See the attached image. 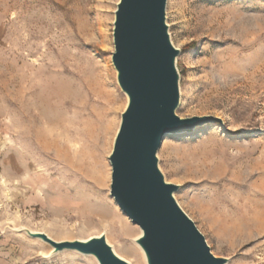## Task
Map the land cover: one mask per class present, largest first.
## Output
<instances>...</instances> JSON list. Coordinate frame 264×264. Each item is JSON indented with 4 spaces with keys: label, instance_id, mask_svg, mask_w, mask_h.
Here are the masks:
<instances>
[{
    "label": "rangeland",
    "instance_id": "1",
    "mask_svg": "<svg viewBox=\"0 0 264 264\" xmlns=\"http://www.w3.org/2000/svg\"><path fill=\"white\" fill-rule=\"evenodd\" d=\"M117 2L0 0V264H97L50 256L22 229L57 242L104 235L142 263L139 228L109 194L127 105L111 62ZM165 19L176 114L222 123L167 135L158 169L213 256L264 264V0H167Z\"/></svg>",
    "mask_w": 264,
    "mask_h": 264
},
{
    "label": "water",
    "instance_id": "2",
    "mask_svg": "<svg viewBox=\"0 0 264 264\" xmlns=\"http://www.w3.org/2000/svg\"><path fill=\"white\" fill-rule=\"evenodd\" d=\"M167 0H118L114 11L111 56L116 81L127 98L112 151L109 194L141 235L134 243L145 264H225L213 256L194 223L177 205L175 185L165 182L157 152L167 135L190 134L218 123L211 116L180 118L179 50L170 40L165 19ZM52 248L50 256L74 251L97 264H130L105 236L54 241L42 232L22 229Z\"/></svg>",
    "mask_w": 264,
    "mask_h": 264
},
{
    "label": "bare ground",
    "instance_id": "3",
    "mask_svg": "<svg viewBox=\"0 0 264 264\" xmlns=\"http://www.w3.org/2000/svg\"><path fill=\"white\" fill-rule=\"evenodd\" d=\"M207 176V175H206ZM209 177V176H208ZM209 183V182H208ZM211 183V182H210ZM225 211V210H224ZM91 212V211H90ZM223 213V212H222ZM228 214V213H227ZM87 216V217H86ZM85 216V218H87V220H88V217H89V215H86ZM220 216V215H219ZM229 216V215H228ZM82 217L84 218V216H83V214H82ZM94 218V217H93ZM95 219V218H94ZM100 219H101V223L103 224L104 223V225L106 224V225H110L111 227L112 226H114V223H112V220H110L109 218H108V215L104 212L103 214H101L100 215ZM226 219V218H225ZM232 219H233V217H232ZM235 219H236V217H235ZM98 221V220H97ZM229 221V220H228ZM235 221V220H234ZM99 222V221H98ZM236 222V221H235ZM116 224V223H115ZM116 226V225H115ZM138 232V234L136 235V239L138 238V237H140V235H141V231H140V229H139V231H137ZM89 238H91V237H89ZM89 238H87V239H89ZM138 247V246H137ZM113 249V248H112ZM138 251H139V253H140V257H141V260H142V263L141 262H139V260H136V263L137 264H145V258H144V254L142 253V251H141V249L138 247ZM118 255V254H117ZM119 256V255H118ZM119 257H121V256H119ZM122 258V257H121Z\"/></svg>",
    "mask_w": 264,
    "mask_h": 264
}]
</instances>
